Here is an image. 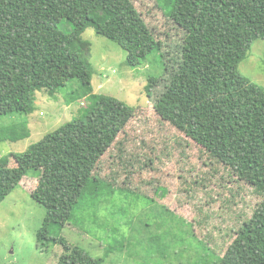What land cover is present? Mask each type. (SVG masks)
<instances>
[{
    "label": "trees",
    "instance_id": "16d2710c",
    "mask_svg": "<svg viewBox=\"0 0 264 264\" xmlns=\"http://www.w3.org/2000/svg\"><path fill=\"white\" fill-rule=\"evenodd\" d=\"M171 5L167 12L158 2L162 13L186 32L183 60L156 101V110L177 131L201 144L210 158L228 167L229 175L254 186L263 199L219 255L199 236L203 227L209 229L208 215L190 220L159 201L169 193L167 185L156 187L157 200L119 185L116 174L104 177L95 171L114 146L122 157L130 151L124 131L137 108L115 96L92 93V44L83 34L94 28L127 51L129 66L142 65L161 46L135 0H0V117L29 115L38 90L54 94L72 79L92 93L82 116L45 134L24 152L0 156V201L26 176L38 177L32 196L47 210L38 247L50 241L62 244L56 264H101L100 258L50 232L53 225L65 226L80 199L101 184L160 202L172 215L171 223L183 222L221 264H264V87L239 70L254 41L264 40V0H173ZM63 20L72 25L70 32L59 27ZM159 80L150 76L149 96ZM4 99L14 103L4 108ZM30 131L25 117L0 127V140L18 141L30 137ZM176 141L184 138L177 133ZM184 182L186 193L195 192L200 183L197 178Z\"/></svg>",
    "mask_w": 264,
    "mask_h": 264
},
{
    "label": "rangeland",
    "instance_id": "374dc122",
    "mask_svg": "<svg viewBox=\"0 0 264 264\" xmlns=\"http://www.w3.org/2000/svg\"><path fill=\"white\" fill-rule=\"evenodd\" d=\"M135 1L146 14L151 31L161 46L159 51L150 53L142 65L129 66L127 51L97 34L94 28H88L83 34V38L92 44L88 54L95 70L92 93L112 95L137 108L135 117L123 133L130 151L122 157L114 146L95 171L104 177L116 174L119 185L133 187L157 200L156 187L167 185L170 191L159 201L190 220L208 215L209 229L203 227L199 236L222 255L235 231L251 217L263 197L257 194L254 186L236 175H229L228 167L210 158L201 144L177 131L158 114L156 101L182 64L186 32L168 19L158 6L159 2L169 12L173 0ZM59 27L66 32L73 28L66 20ZM239 70L264 87L263 39L254 41L248 56L239 64ZM151 75L160 80L149 96L147 85ZM92 93L81 88L77 79L70 80L54 94L48 89L38 90L32 113L0 117V127L22 122L27 117L31 130L28 138L0 140V156L24 152L45 134L82 116L92 103L88 96ZM75 95L82 97L76 99ZM3 102L4 108L14 103L5 99ZM177 133L184 142L176 141ZM2 135L4 133L0 137ZM26 177L0 201V264H56L63 246L50 241L44 247H38V231L44 224L47 210L32 196L38 177ZM187 178L189 181L199 179L195 192H184ZM229 197L232 199L230 204L227 202L231 200ZM160 202L101 184L98 191L80 199L72 219L65 226L53 225L50 232L100 258L101 264H221L195 240L191 229L183 222L171 223L172 215Z\"/></svg>",
    "mask_w": 264,
    "mask_h": 264
}]
</instances>
